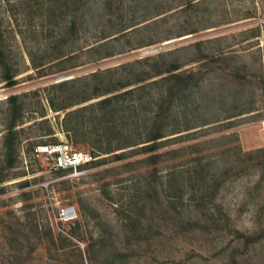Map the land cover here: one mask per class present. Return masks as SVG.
<instances>
[{"label":"rangeland","instance_id":"rangeland-1","mask_svg":"<svg viewBox=\"0 0 264 264\" xmlns=\"http://www.w3.org/2000/svg\"><path fill=\"white\" fill-rule=\"evenodd\" d=\"M127 90L108 131L97 110L81 114L95 118L84 130L67 127L71 109ZM15 94L0 264L52 263L42 233L73 227L71 258L105 233L129 252L122 264H264V0H0V165ZM158 129L167 135L144 151ZM109 138L114 151L92 144ZM57 142L97 156L80 174L53 171L35 147Z\"/></svg>","mask_w":264,"mask_h":264},{"label":"trees","instance_id":"trees-1","mask_svg":"<svg viewBox=\"0 0 264 264\" xmlns=\"http://www.w3.org/2000/svg\"><path fill=\"white\" fill-rule=\"evenodd\" d=\"M39 66V65H38ZM37 66V67H38ZM180 68L179 64L176 63H169L166 67L165 72L166 73H175L176 70ZM7 80H9V85H13L16 83V80L14 79V74L9 73L6 75ZM169 77L165 76L164 80H168ZM157 81V80H155ZM66 81H62L60 85H64ZM55 87V85H54ZM172 88H170L168 93H172ZM132 91L127 90L125 92H121L118 94H115L113 96H108L103 99H100L98 101L80 106L75 109H71L66 113V123L67 127H70L71 130L74 131H81V129L84 130L85 123H91L95 121V118L93 119L92 116H90V119L86 120L85 115H81L85 111H91L97 110L100 111V114L98 116V119H100V122L98 123L99 126L103 127L108 131L110 128V121L107 120V117L110 114V108L109 105H111L113 102H116L117 105L122 106L123 105V99L130 94ZM90 99V98H89ZM88 99L81 100L80 102L87 101ZM20 96L18 94L12 95L8 97L9 102V109H8V124L7 129L3 137V148L5 153V158L2 161L0 165V183L5 182L6 180L11 177L10 171L12 168H14L18 163V157L20 155L19 150V142H17L16 138L18 137V130L17 126L22 121V112L23 107L19 103ZM53 107L56 110H59L60 108H67L69 105H62L57 106L53 100L51 99ZM78 102V103H80ZM121 108H117L115 110H112V113L121 112ZM156 114L155 117H159V115ZM72 116H79L77 119H73L72 121H69V118ZM123 119V116L120 117ZM75 120V121H74ZM106 135V134H105ZM167 134H165L161 129L156 130V132L149 134L147 137V140L144 142H150L147 144L142 145V149L146 152H153L159 147L160 139L164 138ZM120 139L117 136V140ZM108 143H105V141H102V143L98 142H92V144L96 145L98 150L102 149L107 152L114 151L115 149L112 148V138H109ZM107 145V146H104ZM94 147V146H93ZM91 153L96 157L97 153L95 152V147L93 150H91ZM116 157H122V154L116 153ZM64 172V171H61ZM29 181L25 180L22 185H27ZM4 188H2L3 190ZM78 222V221H77ZM77 229L76 227H73L71 229L65 230V233L58 232L54 233L51 228H49L48 231H44L42 235L45 237L49 236V244L46 246V251L50 257L53 258V262L50 264H122L123 261L129 256V252L126 250L116 249L113 252L111 251V248H109L108 244V236L105 235V233H101L99 237L93 238L91 240L87 241V247L85 250H82L81 248L78 249L77 254L74 258H71V254H73V251H75L74 247L72 248L70 245H66L67 241L71 240L72 236H76ZM72 241V240H71ZM73 242V241H72ZM75 244V243H74ZM77 245V243H76ZM78 246V245H77ZM37 247L35 245L33 247V250ZM79 247V246H78ZM105 253L104 259L101 260L100 256H102V253ZM64 255V256H63ZM112 257V258H111Z\"/></svg>","mask_w":264,"mask_h":264},{"label":"built area","instance_id":"built-area-1","mask_svg":"<svg viewBox=\"0 0 264 264\" xmlns=\"http://www.w3.org/2000/svg\"><path fill=\"white\" fill-rule=\"evenodd\" d=\"M35 154L40 162L53 171H71V174H80L82 168L93 159L91 153L76 148L70 142L40 144L35 147ZM65 215L73 213L72 208H64Z\"/></svg>","mask_w":264,"mask_h":264},{"label":"crops","instance_id":"crops-1","mask_svg":"<svg viewBox=\"0 0 264 264\" xmlns=\"http://www.w3.org/2000/svg\"><path fill=\"white\" fill-rule=\"evenodd\" d=\"M200 172H202V171H200ZM200 176L202 175V174H199ZM198 175V176H199ZM199 178V181H198V186L196 187L195 185V187L194 186H192V188L190 187L189 188V193H190V195H192L193 196V198L196 200V201H199V200H202V198H201V192L203 191V188H206L207 187V185L206 184H204V179L203 178H201V177H198ZM185 179H186V181L189 179V177H187V176H185ZM216 190V192L218 191V189L217 188H215ZM202 190V191H201ZM214 191V192H215ZM200 193V194H199ZM214 194V193H213Z\"/></svg>","mask_w":264,"mask_h":264}]
</instances>
